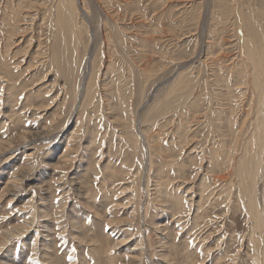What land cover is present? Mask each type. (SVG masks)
Instances as JSON below:
<instances>
[{
	"label": "rangeland",
	"instance_id": "1",
	"mask_svg": "<svg viewBox=\"0 0 264 264\" xmlns=\"http://www.w3.org/2000/svg\"><path fill=\"white\" fill-rule=\"evenodd\" d=\"M10 1L0 0V52L5 35L3 10H10L14 0ZM34 3L37 6L31 12L35 16L20 23L29 27L27 34L36 32V36L13 56L19 61L11 64L15 77L25 76L20 73L27 65V54L34 59L37 48L50 58L45 51L50 26L40 19L47 0ZM77 7L85 12L79 14L82 34L76 46L78 58L71 63L75 67L72 78L81 93L95 68L98 89L93 102H99L98 109L78 102L63 105L59 96H54L45 109L38 110L20 102V94L11 101L7 83L0 79V264H110L114 253L113 264H263L254 237L258 233L264 238V150L255 184L261 212L257 228L247 205L234 191V166L225 167V155L229 153L228 160H232L240 145L230 136L226 118L218 121L217 116L230 109L227 116L232 118L233 108L240 120L234 125L237 130L243 124V129L254 126V111L247 113L254 97L250 98L253 89L245 81L248 73L242 42L251 30L264 38V0H77ZM245 15L252 21L244 20ZM19 39L13 48L22 44ZM65 47L66 55L67 51L73 53L69 39ZM56 51L63 58L62 51ZM109 62L120 72L114 79L104 75ZM238 77L240 84H234ZM179 78L186 79L187 85L174 91L173 83ZM110 83L115 92L127 89L123 103L129 108V117ZM54 88L58 89V84ZM229 90L242 94L231 97ZM192 100L197 103L194 108L189 106ZM109 105L117 109L111 112ZM161 108L165 111L156 114ZM18 113L22 117L18 118ZM62 117L65 123L56 125L54 120ZM126 119L130 126L124 125ZM180 122L187 131L179 129ZM130 131L134 138L138 135L136 144L144 157L142 175L137 172V155L126 147V141L133 140ZM148 140L161 144L165 153L170 149L171 159L180 161L185 170L183 179L177 177L175 168L163 169L169 177L166 190L183 195L185 206L176 215L166 207L170 196L156 198ZM212 147L220 150L221 158L213 172L208 164L214 162L208 154ZM194 155L196 160L202 156V162L194 163L190 159ZM108 163L128 168L122 176L110 179L105 171ZM157 163L155 158L153 165ZM194 169L196 178L190 177ZM203 173L208 180L213 176L208 191L214 189L217 194H210L204 217L197 219L199 186L195 180ZM220 176L225 179L216 178ZM204 207L203 203L200 210ZM114 224L124 225L127 233H132L128 249L119 245L121 235L112 230ZM162 226L167 228L164 232L154 231ZM163 233H168V238L157 243V235ZM139 237L142 245L136 247L133 244ZM98 242L106 248L97 256L94 247ZM135 255L137 258H131Z\"/></svg>",
	"mask_w": 264,
	"mask_h": 264
},
{
	"label": "bare ground",
	"instance_id": "2",
	"mask_svg": "<svg viewBox=\"0 0 264 264\" xmlns=\"http://www.w3.org/2000/svg\"><path fill=\"white\" fill-rule=\"evenodd\" d=\"M12 1H10V3ZM35 1H38V0H14L11 3L12 6H11L9 11L6 10V12H5L3 10L4 22H5V27H4L5 35H3L4 43H3V45H1L3 50H1V52H0V79L1 80L3 79L5 81V83H7V84H5V90H7L6 94L8 95V98L12 101L14 99L15 94H20L22 96V100L20 101L19 100L20 98L19 99L17 98L16 99L17 101H20V102L24 101V104L26 106H33L34 108H37L38 110L40 108H42V110L45 109L46 108L45 106H47V104H49L48 99L51 97H54V96L55 97L59 96V98L61 99V102H63V105L67 102L70 103V105H72V104L76 105L75 103L78 102L79 106L80 105L84 106L86 104H93V106L97 107V104L99 102H97V103L93 102L95 89H96V87H98L97 80H96L97 77L95 78V76L97 74V73L95 74V72H97V71H95L94 66H93L94 69H92V72L90 73V76H89L87 83L83 84V82H82L83 85L82 84H81L82 86L80 85L82 87L81 93L79 92V89L77 87L78 84L72 78V72H74L75 67H73L71 63L76 61L78 58L77 54H76V46L79 42L80 33L82 31V30L80 31V28H82L81 27L82 21H80L82 17L79 14L84 16V12H85V10L83 8H82L83 9L82 10V9L77 7V0H47V5L42 9V11H40L41 15H42V18H40V19H42V20L45 19L46 23L50 26V31L48 33V36L46 38V43H45V51L49 52L50 58H47V55L44 54L39 47L35 50L34 59H32L31 55H30V57L28 56L29 53L27 54V57H26L27 65L23 69H21V73H20V75H21L24 72L25 76L24 77H21V76L15 77L14 76L15 74L12 72L13 66L11 64L14 63L16 65V64H18L19 61L18 60L14 61L13 56H16V54H18L19 52L22 51V45L24 42H30V41L34 40V38L36 36V32H34L32 34H27L26 29L29 27L25 23H20L21 20H27L28 18H33L35 16L31 12V10L37 6V5L35 6V3H34ZM11 4H9V5H11ZM232 13H233V11H232ZM257 13L258 12H256V14ZM248 14H250V13H248ZM253 15L256 16L255 13ZM258 16L260 17V15H258ZM258 16H256V18ZM247 17L248 16L245 15L244 20H247V22H251L252 19H250L249 17L247 18ZM34 31H35V29H34ZM58 37H59V39H58ZM19 38L22 39V44H19L13 48V44L16 43ZM68 39H69V42H71V46L73 48V53L69 54L67 51V55H66L67 48L65 47V45H66ZM1 41H2V39H1ZM242 43H243V45H242ZM242 43H241L242 48L245 51V55L242 54V58H243V63L245 64V68L247 69V73H248V76H247L248 78L245 81L256 92L255 93L253 90H251L250 87H247L249 90H251L250 98L254 97V99L252 100L253 104L252 103L250 104V105H252V106H250L251 111H249V109H248L247 113H251L254 111L253 114H255V116H254L255 117V119H254L255 123H254V126H250V128H248V129H246V128L243 129L244 120L242 117L240 119H241V122L243 125H240V126L238 125L239 127L237 130L236 129L237 127H235L234 125H237L238 121H240V120L237 119V115L235 114V111L233 108H231V110H232L231 113L234 114V116L232 118L228 117L229 116L228 114L230 111V109H229L228 112L222 111L221 115L217 116V119L219 121L223 118L224 119L226 118L227 127H229V129L227 128V130L229 131L230 136H232V138L235 140V142L240 145V147L238 149V153H236L237 155L235 154L236 155L235 158H233L232 160H230V159L228 160V157L230 158V154L228 153L229 156L225 155V157H227L225 167H228L230 164H232L231 166H234L235 175L232 178V179H236V181H235L236 186H235L234 191L236 192L239 200L247 205L246 208L248 210V215H251V217L255 221V223H254L255 226L257 228H259L258 221H260L261 212H260V208H259L258 194H257L255 184H256V179L258 178V176L260 174L261 155H262V152L264 150V38L262 36H260V34L254 30L246 31V34H245V37L243 38ZM38 45H40V41L38 42ZM11 47L13 49L9 52ZM15 48H17V49L14 50ZM57 48L62 51L60 53V56H63V58H60L58 56V52L56 51ZM69 55H71V56H69ZM111 64L112 63L109 62L107 65L108 67L106 66L107 69L106 70L104 69L105 70L104 75H108L107 79H109L110 77H113V79H114V77L116 78L117 76H119L118 75L119 71L117 72L116 71L117 69H115L113 64L112 65ZM50 74H52L51 79H50ZM119 74H120V72H119ZM239 74H237V75H239ZM104 75H103V77H104ZM58 78L60 79L61 82H59ZM39 80H40V82H39ZM236 80L237 81H235L234 84H240L239 77ZM186 81H187L186 79H181V78L176 80L173 83L174 84L173 90L178 91V90L183 89L187 85ZM104 82H107V80H105ZM112 82H113V80H112ZM57 84H58L59 88L55 89L54 87ZM76 84H77V86H76ZM119 84H120V82H119ZM28 85H32L33 86L32 89L31 88L27 89ZM112 86L110 83L111 90L113 89V92H115V90H114V88H112ZM228 86H229V84H228ZM35 87H37V88L35 89ZM64 89H65V91H64ZM69 90L72 92L71 95H68ZM47 91H51L52 93L51 94H45V93H47ZM106 91H108V90H106ZM122 91L123 90L119 89L118 92L116 90L115 93L117 95V99L118 100L120 99V101H121V103L119 102L120 106H123L122 111L125 114L127 113V116H128V113H129L128 109L129 108H127L126 103H123L124 102V100H123L124 96H127V95H124V93H126L127 89H126V91H124V93H122ZM43 92H44V94H43ZM229 93L231 94V97H233V95L240 97L242 94V92L239 94H236L234 92L232 93L231 90H229ZM96 94H97V92H96ZM109 95H111V94H109ZM107 98L109 99L110 97H107ZM114 98L115 97H113V99ZM13 102H14V100H13ZM111 102H112V100H111ZM126 102H128V101H126ZM190 102H191V104L189 106L191 108L196 107V106H194L195 104H197V103H195V100H192ZM104 104H106V103H104ZM109 104H110V102H109ZM99 106H100V104H99ZM107 106H108V102H107ZM109 107L111 108V112H113L117 109L115 107L112 108L113 105H109ZM109 107H107L108 110H109ZM168 108H170V107H165V110ZM97 109H98V107H97ZM163 109L164 108H161L160 110H158L156 112V114L163 113L165 111ZM262 109H263V112H262ZM182 110L184 111V107ZM111 116H113V115H111ZM17 117L20 118V117H22V115L21 114L19 115V113H18ZM167 118L164 117L165 121H167L166 120ZM238 118H239V116H238ZM117 119L118 118H116V120ZM122 119H123V117H122ZM57 120H54V123L56 122V125L61 126L65 123L66 118L62 117V118L57 119ZM219 123L220 122H218V124ZM124 125L126 127L130 126L129 120L126 119L124 121ZM184 125H185L184 123L180 122L179 129L185 131L186 127H184ZM209 125L210 124L208 123V126ZM211 125H212V123H211ZM211 128H212V126H211ZM187 129H189V128H187ZM219 131L220 130L217 129V132H219ZM132 132L130 131V134H128V132H127L128 135H131L133 137V140L132 141H126L127 142L126 147H127V150L129 149V151H132L133 154L137 155V158H136L137 164H139L137 172L139 171V174L142 175V170H143L142 168H144V166H143L144 157L141 153V150H139V148L137 147V144H136L137 143L136 136H138V135H136L134 138ZM220 132H222V131H220ZM40 133H44V132L42 131ZM243 133H245L247 135H245ZM125 134H126V132H125ZM134 134H136V133H134ZM240 134H241V136H239ZM242 134L244 135L243 137H242ZM36 135H38V132L36 133ZM139 135H141V134H139ZM222 136H224V135H222ZM92 137L94 139V135H92ZM218 137H219V135H218ZM128 138H130V137H128ZM211 138H212V136H211ZM237 138H239V139H237ZM233 139L231 141L234 142ZM130 140H131V138H130ZM128 142H129V144H128ZM222 143L226 144V141H222ZM148 145H149V151H150L149 168H150V171L152 170L150 175L153 176L154 178H156V182L154 181L155 183L153 184L155 186L156 198L160 197L161 195H165V194L167 196H170V200H169V202H167L166 207L169 210H171L172 213L174 212V214L176 215L177 213H180L185 206V204L183 203V195H174V194L172 195L169 192V190H166L167 189L166 186H168L166 184L168 182L169 177H168V175L163 173V169L166 166H168V168H171V169L175 168L176 172L178 173L177 177H182L183 179L185 178L184 176L186 175L185 170L183 168L181 169V164L179 163L180 161L174 162L171 159L172 155L170 153L171 152L170 149H166L167 153H165L164 149H162V147H161V144L155 143L153 141L151 142L150 140H148ZM164 148H165V146H164ZM212 148L213 149L209 150L208 154L210 156L209 158L213 159L214 162H212V160L211 161L209 160L208 164L211 167V171L213 172L215 167L219 165V161L221 158L219 156L220 150L218 148H214V147H212ZM235 150H236V148H235ZM233 153H232V155H233ZM143 154H144V152H143ZM195 155H197V154L195 153ZM195 155L192 156L190 159L193 160L194 163L197 162L198 159L200 160L199 163L202 162L203 154L201 153V155H202L201 158H198L197 160H196ZM155 158H156V160L158 159V163H157V165L154 166L153 161L155 160ZM113 162H115V161H113ZM120 162H121V160H120ZM109 163L105 164V171L107 172V177L110 179L113 177H116V176H122L123 172L127 171L126 168H128V167L120 166L123 164L117 165L118 167H116L115 165H111ZM221 163H222V160H221ZM152 167H154V168H152ZM199 168L200 167H198V169ZM217 171H219V170H217ZM201 173H202V171H201ZM197 174H198V171L194 169V174L191 175L190 177L196 178ZM141 175L139 176V179L142 181ZM207 176H208L207 173H203L202 177L198 175L197 179L196 180L194 179L195 181H198L197 186H199V188L197 189L199 191V195H196V196H199V199L197 201L198 206L196 207L197 212H196V216H195V218H197V219L204 217V213L207 210L206 204H208V205L210 204V203H207L208 200L210 201V199H209L210 194H217V192H214L215 191L214 189H210V191H208V187L211 185L210 180L212 181L213 176H212V178H209L210 180L207 179L208 178ZM223 177L224 176H220V177H216V178L223 181V179H225ZM216 178H214L213 181H215ZM224 182H225V180H224ZM220 183H221V181H220ZM177 186L178 185H176L174 187L176 188ZM186 190H188V189H186ZM175 191H177V190H175ZM163 202L165 203V201H163ZM203 203L205 204V207L203 210H200V208H202ZM212 203H213V201H212ZM111 210H113V208ZM43 212H45V210H43ZM106 212L109 213L108 211H106ZM172 213H170V214H172ZM114 218H115V216H114ZM108 221L110 222V220H108ZM195 221H196V219H195ZM124 224L127 225L128 222H125ZM123 226L124 225L114 224V227H112V230L114 228L117 230L115 234L120 232V233H118L119 235H117V236L121 235L120 238L118 239V242L120 243L119 245L121 247H124L125 249H128L130 247V245L132 246V242H133L134 238H132V233H130V232L127 233L129 229L127 230V228H124ZM166 229H167L166 227L162 226V228L158 227V229L154 230V231H157V233H159V231L164 232V230H166ZM166 234H168V233H163V234H161L162 236L157 235L158 240L156 242L157 243L159 242L161 244L162 239L168 238L166 236ZM256 234L257 235H255L256 237H254V240L255 239L257 240V244H254V245H256V249L258 247L262 251V253H263L262 259H263V264H264V249H262V247L264 245V238H261L258 233H256ZM128 243H130V244H128ZM254 243H255V241H254ZM261 244H262V247H261ZM133 245L136 247L139 245H142V238L139 237L137 239V242L135 241V243ZM107 246H108V243H107ZM115 246H117V244H115ZM102 247H103V245L100 242H98V244L94 247V250H95L94 252L97 254V256H98L99 252H101V253L103 252ZM205 247H206V245H205ZM103 248H106V247L104 246ZM107 249H109V247ZM135 249L136 248H131L129 250H135ZM161 250H162V248H161ZM117 254H119V253H117ZM115 258H117V257H116V254L114 253V255L110 256V260L108 259L109 263L113 264ZM131 258H137V256L135 255V256H132Z\"/></svg>",
	"mask_w": 264,
	"mask_h": 264
}]
</instances>
